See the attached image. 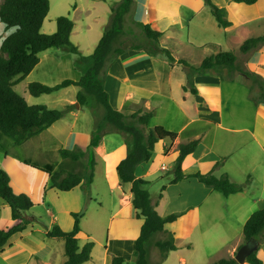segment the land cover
<instances>
[{"label":"crops","instance_id":"0c3cea01","mask_svg":"<svg viewBox=\"0 0 264 264\" xmlns=\"http://www.w3.org/2000/svg\"><path fill=\"white\" fill-rule=\"evenodd\" d=\"M119 1L49 0L41 30L54 32L56 18L67 14L73 21L70 41L82 56H88L108 23L111 6ZM216 3L224 9L230 26L219 27L204 0H135L132 23L149 24L162 32L159 46L170 49L174 60L160 53L151 54L144 47L131 50L130 45L108 63L104 72L103 84L112 107L126 116L143 107L153 114L149 128L162 126L176 133L174 139L156 142L151 158L134 170L137 178L149 182L146 188L153 201L165 186L155 207L160 216L179 214L174 222L165 225L166 233L158 236L173 233L178 248L168 252L159 264H211L233 256L243 241L245 221L253 211L264 207V99H252L250 83L239 72L226 67L197 70L204 57L221 48L237 52V61L243 59L245 67L264 76V45L246 54L239 52L245 39L264 34V0L252 4L233 0ZM9 32L3 29L0 44ZM187 50L200 52L197 60ZM86 66L79 54L67 48H49L39 53L35 67L14 85L16 91L22 86L23 91L17 92L28 104H38L45 95L52 98L49 102H58L43 104L49 108L61 109L68 104L75 107L19 144L10 140L12 146L22 149L28 145L42 161L34 164L29 157L8 153L0 161L13 190L28 194L34 202L29 214L36 218L10 237L0 251V264H61L66 258L64 242L47 237L46 232L53 224L70 231L74 223L72 213L81 214L78 247L93 242L90 259L81 264H110L112 256L124 257L126 264H133L136 259L134 242L142 220L132 204L130 184L121 182L116 170L126 156L128 141L121 133L112 131L95 134L96 141L88 148L92 134L97 133L95 127L102 122V112L90 98L83 105L76 103L78 86L62 87L36 97L27 90L30 82L52 86L63 79L76 81ZM60 70L67 75L58 74ZM58 76H62L61 81ZM191 140H197V145L181 163L185 174H227L236 183H244L250 177V192L243 188L226 196L195 177L170 183L178 146ZM63 149L77 152L78 160L63 158ZM47 155L58 158L48 161L43 158ZM8 157L11 160H6ZM92 159V181L88 182L85 175L80 184L67 191L53 187L50 176L37 168L49 164L54 170L86 174ZM27 160L30 163L24 162ZM218 161L221 162L216 165ZM15 223L9 205L0 197V228ZM150 250L148 264H158V257ZM257 256L264 264V230L259 236Z\"/></svg>","mask_w":264,"mask_h":264},{"label":"trees","instance_id":"16d2710c","mask_svg":"<svg viewBox=\"0 0 264 264\" xmlns=\"http://www.w3.org/2000/svg\"><path fill=\"white\" fill-rule=\"evenodd\" d=\"M233 1L252 4L256 0ZM204 2L219 27L231 25V22L224 16L223 8L214 4L212 0H204ZM49 6V0H2L0 3V22L5 30H10L0 44V144L4 138L12 140L13 144H19L63 118L67 111L75 107V104H68L61 109H56L43 104H28L24 97L14 89V85L35 67L39 61V53L46 49L63 47L79 54L87 66L78 80L64 79L52 86L30 82L27 84V90L30 95L36 97L52 93L62 87L76 85L80 88L76 95L77 104L83 105L88 98L93 99L102 109V122L95 127L97 133L92 134L88 148L93 147L96 141L95 134L104 135L116 131L124 135L128 141V150L126 156L117 164L116 170L120 181L130 184L132 204L137 211V217L142 220L138 237L134 242L136 259L133 264H148V252L152 244L160 252L159 260H163L168 252L176 250L178 246L173 233H167L163 238H158V236L166 233L165 225L174 222L179 214L171 213L167 216H160L155 207L165 186L161 187L157 199L153 201L146 188L149 182L137 178L134 170L138 164L151 158L156 142L166 138L174 139L176 133L170 132L162 126L149 128L152 111L143 107H138L129 116L112 107L108 92L103 84V75L108 63L125 52L126 48L122 45L124 21L126 17L133 16L135 0H120L111 6L108 23L93 52L88 56H82L80 50L70 41L73 21L67 15H60L56 18L54 32H42V23L48 14ZM141 27L146 42L131 45L129 48L133 50L144 47L151 54L160 53L165 55L168 60L173 61L171 50L159 46L162 32L152 29L149 24H141ZM262 45H264V34L249 37L240 44L239 52L246 54ZM179 61L188 63L184 59H179ZM218 67H226L233 72H239L250 83L252 99H264V76L245 66H240L234 51L220 48L216 53L204 57L197 70L203 71ZM183 89L186 90V87L184 86ZM254 90H257V95L253 94ZM190 91L195 92L194 89ZM196 145L197 140L179 144L170 183H176L185 177H195L201 183L227 196L243 190L244 184L251 181L248 177L244 184H238L231 181L227 174L216 176L211 172L185 174L182 171L181 163ZM4 154L6 155L7 152L4 151ZM60 155L63 158L69 157L72 160H78L75 151L63 149L60 150ZM220 162L218 161L216 165ZM94 166L95 161L92 159L86 174L75 170H54L53 166L49 164L37 168L50 176L53 187L67 191L80 184L85 175L87 181L91 182ZM0 197L9 205L11 217L16 222L9 228H0L1 251L13 234L26 229L28 225L36 221V218L29 214V210L35 206L30 196L24 192H15L11 186L8 172L1 168ZM72 217L74 223L70 231H64L59 225L53 224L46 232L47 237L58 238L64 242L66 258L61 264H81L90 259L93 242L89 241L82 248L78 247V235L82 232L79 224L81 214L72 213ZM263 230L264 207L254 211L242 228L243 241L238 248L244 243L255 247L245 256L244 261L249 264H263V261L257 256L259 236ZM236 251L233 256L220 258L211 264H239L235 259ZM110 264H126V260L122 256H112Z\"/></svg>","mask_w":264,"mask_h":264},{"label":"rangeland","instance_id":"374dc122","mask_svg":"<svg viewBox=\"0 0 264 264\" xmlns=\"http://www.w3.org/2000/svg\"><path fill=\"white\" fill-rule=\"evenodd\" d=\"M212 2L214 4H217L216 2H221V0H212ZM217 6H219L217 4ZM222 8V7H221ZM53 13H49V16L52 15ZM61 15H67V14H61ZM68 16V15H67ZM69 17V16H68ZM109 20V18H108ZM108 20H106L108 22ZM132 17L131 16H128L126 17L125 21H124V34H123V47H129L130 45H135V44H143L145 41V39H143L145 37L144 33H143V30H142V27H141V24H138V23H132ZM128 22H131L129 25H130V28H127V26L129 25H126L128 24ZM4 29V26L3 24L0 22V33L3 31ZM104 31V30H103ZM186 52H191L192 54H194L196 56V58H192L195 60H197V57L199 56L200 52L198 51H194V50H187ZM235 54H237V52H235ZM237 63L240 65V66H244V61L243 59H240L239 61H237ZM226 72V71H225ZM58 74L60 75H67L66 72H64L63 70H60L57 72ZM62 76H58V81H61L62 78H60ZM103 78H104V75H103ZM64 80V79H63ZM17 91H20L22 92V86H18L17 87ZM254 94H257V90L255 91ZM52 98L51 97H46L45 95L43 97H41V99L38 100V104H45V103H48L47 105H58L57 103L58 102H54V103H51L49 101H51ZM93 100V99H91ZM94 101V100H93ZM95 102V101H94ZM96 103V102H95ZM97 107L99 109H101L98 105ZM101 112H102V109H101ZM153 116V114H152ZM152 119V118H151ZM0 161L3 160L5 158V154H4V151H6L9 155L13 154V155H16L18 157H29L28 160L31 161V163H34V164H40L41 163V157L40 156H35V154L32 152V148H30L28 145H24L26 147H23V149L21 147H17V146H12L10 144V139L8 138H4L3 142H1L0 144ZM44 159L50 161V160H53V159H57L54 155L51 156V155H47L46 157H43ZM6 160H11L10 157H8V159ZM13 160H16V159H13ZM27 160V161H28ZM7 162V161H6ZM15 162H18L17 160ZM28 163H30L28 161ZM3 169V168H1ZM87 173V172H86ZM251 179V178H250ZM246 181V180H245ZM244 181V183H245ZM244 183H238V184H244ZM247 184V185H246ZM244 184L243 188H247L248 191H249V187H250V184L251 182L249 183H246ZM103 185V184H102ZM102 188H104L102 186ZM250 192V191H249ZM108 207H110L109 205H107ZM257 210V209H256ZM255 210V211H256ZM254 212V211H253ZM252 212V213H253ZM151 249V250H150ZM153 249V250H152ZM149 250L151 252H154V254L152 255H155L158 257V259H160V252L158 250L157 247H155L153 244L149 247ZM223 258H227V257H223ZM152 259V258H150ZM162 260H159V261H155L156 263L158 262V264L161 262ZM154 262V263H155Z\"/></svg>","mask_w":264,"mask_h":264},{"label":"water","instance_id":"95a60500","mask_svg":"<svg viewBox=\"0 0 264 264\" xmlns=\"http://www.w3.org/2000/svg\"><path fill=\"white\" fill-rule=\"evenodd\" d=\"M255 247L251 246L249 243L242 244L236 251L235 259L242 263L245 259V256Z\"/></svg>","mask_w":264,"mask_h":264}]
</instances>
